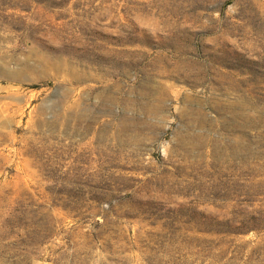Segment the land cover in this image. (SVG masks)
<instances>
[{
    "label": "rangeland",
    "instance_id": "1",
    "mask_svg": "<svg viewBox=\"0 0 264 264\" xmlns=\"http://www.w3.org/2000/svg\"><path fill=\"white\" fill-rule=\"evenodd\" d=\"M0 264H264V0H0Z\"/></svg>",
    "mask_w": 264,
    "mask_h": 264
}]
</instances>
